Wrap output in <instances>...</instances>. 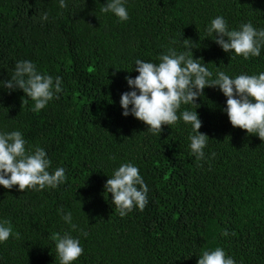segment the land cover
<instances>
[{"label":"trees","instance_id":"trees-1","mask_svg":"<svg viewBox=\"0 0 264 264\" xmlns=\"http://www.w3.org/2000/svg\"><path fill=\"white\" fill-rule=\"evenodd\" d=\"M65 3L0 0V81L11 78L17 61L30 60L40 73L61 77L63 88L34 112L22 90L0 84V132H22L46 151L50 172L63 167L67 176L55 189L0 185V222L13 229L0 242V264H60L52 237L65 232L84 249L73 264H197L203 250L216 247L235 264H264V141L232 126L220 89L206 87L199 106L178 111L196 110L199 131L210 138L199 161L190 123L180 119L153 134L120 105L132 91L125 77L139 75L135 61L159 63L170 47L185 51L183 39L194 43L193 57L213 79L218 70L230 77L264 72V47L245 59L207 33L217 16L229 30L248 22L264 29V0H125L127 21L101 12L107 0ZM124 163L138 167L149 191L143 211L121 217L104 185ZM68 212L75 231L62 218Z\"/></svg>","mask_w":264,"mask_h":264},{"label":"clouds","instance_id":"clouds-1","mask_svg":"<svg viewBox=\"0 0 264 264\" xmlns=\"http://www.w3.org/2000/svg\"><path fill=\"white\" fill-rule=\"evenodd\" d=\"M60 8H66L65 0H59ZM103 13H113L120 21H127L129 13L125 0H107L101 7ZM42 21L48 20L45 12ZM209 36L215 34L214 42L226 53L234 51L245 59L258 57L264 47V29H257L251 22L242 24L239 30H229L227 21L222 16L211 20L207 28ZM183 39L185 51L177 52L168 48L159 57V63L145 62L137 59L135 71L138 76L125 77L132 91L124 92L120 98L122 115L134 116L148 126V131L159 134L162 125L171 126L182 119L192 125L193 133L189 136L190 149L196 159L205 158L204 149L210 139L199 129L202 122L197 111L184 110L179 113L182 104H196V100L204 95L206 87H218L227 98L226 108L233 127L246 130L249 135H258L264 141V72L258 75L240 74L230 77L224 71L213 72L207 64L201 63L202 58H194L192 48L194 43ZM173 44L177 41L173 40ZM6 89L22 90L27 98L34 101V112H39L63 91L62 78L37 71L36 65L30 60H20L15 64L11 78L0 81ZM24 98L21 108L28 104ZM199 106V105H198ZM198 108V107H197ZM213 157L215 153L211 154ZM51 160L46 151L39 145L30 146L22 132H0V185L12 189L18 185L21 192L27 189L37 191L45 188H57L67 180L63 167L50 172ZM105 193L111 194L112 204L121 217L134 208L143 211L148 204V186L140 175L139 169L132 163H124L114 170L113 175L104 185ZM62 210L58 209V212ZM63 220L70 225L72 231L78 226L72 223V214L63 215ZM87 237L88 233L81 230ZM13 234L10 221L0 222V242H6ZM227 236L225 229L222 233ZM52 239L60 264H73L84 252L80 240L65 232L56 233ZM197 264H235V260L226 254L223 248L203 250Z\"/></svg>","mask_w":264,"mask_h":264}]
</instances>
